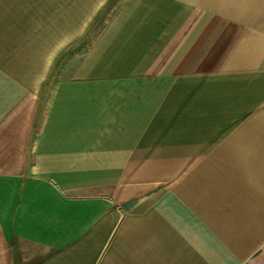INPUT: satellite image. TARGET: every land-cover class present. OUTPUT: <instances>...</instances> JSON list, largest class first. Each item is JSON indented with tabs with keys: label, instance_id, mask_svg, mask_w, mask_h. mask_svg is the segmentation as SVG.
<instances>
[{
	"label": "crops",
	"instance_id": "crops-1",
	"mask_svg": "<svg viewBox=\"0 0 264 264\" xmlns=\"http://www.w3.org/2000/svg\"><path fill=\"white\" fill-rule=\"evenodd\" d=\"M0 264H264V0H0Z\"/></svg>",
	"mask_w": 264,
	"mask_h": 264
},
{
	"label": "rangeland",
	"instance_id": "rangeland-1",
	"mask_svg": "<svg viewBox=\"0 0 264 264\" xmlns=\"http://www.w3.org/2000/svg\"><path fill=\"white\" fill-rule=\"evenodd\" d=\"M105 13H106V10L100 15V19H101V16L103 17ZM100 21H101V20L97 21V22L92 26L90 32H99V31H100V27H101V25H100Z\"/></svg>",
	"mask_w": 264,
	"mask_h": 264
}]
</instances>
